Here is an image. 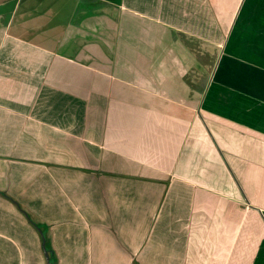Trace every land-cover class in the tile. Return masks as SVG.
<instances>
[{
  "label": "crops",
  "instance_id": "obj_1",
  "mask_svg": "<svg viewBox=\"0 0 264 264\" xmlns=\"http://www.w3.org/2000/svg\"><path fill=\"white\" fill-rule=\"evenodd\" d=\"M0 264H264V0H0Z\"/></svg>",
  "mask_w": 264,
  "mask_h": 264
}]
</instances>
